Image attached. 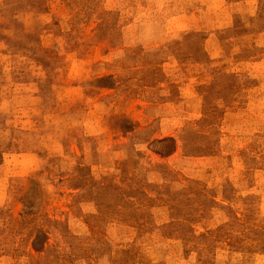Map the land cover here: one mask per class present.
I'll return each mask as SVG.
<instances>
[{
  "label": "rangeland",
  "instance_id": "obj_1",
  "mask_svg": "<svg viewBox=\"0 0 264 264\" xmlns=\"http://www.w3.org/2000/svg\"><path fill=\"white\" fill-rule=\"evenodd\" d=\"M0 264H264V0H0Z\"/></svg>",
  "mask_w": 264,
  "mask_h": 264
}]
</instances>
